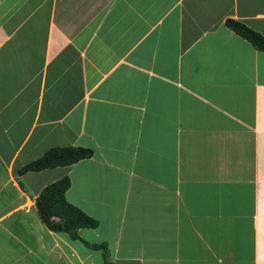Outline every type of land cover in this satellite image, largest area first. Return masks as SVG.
Here are the masks:
<instances>
[{
  "label": "crops",
  "instance_id": "obj_1",
  "mask_svg": "<svg viewBox=\"0 0 264 264\" xmlns=\"http://www.w3.org/2000/svg\"><path fill=\"white\" fill-rule=\"evenodd\" d=\"M228 20L264 36V0H0V264L6 234L27 264H264V53ZM64 178L76 239L36 206Z\"/></svg>",
  "mask_w": 264,
  "mask_h": 264
},
{
  "label": "trees",
  "instance_id": "obj_2",
  "mask_svg": "<svg viewBox=\"0 0 264 264\" xmlns=\"http://www.w3.org/2000/svg\"><path fill=\"white\" fill-rule=\"evenodd\" d=\"M228 29L249 42L257 51L264 53V36L237 20L226 22ZM93 152L86 149H53L43 158L34 161L21 170V174L40 172L58 167H67L91 159ZM71 187L69 178L47 186L36 199V206L43 224L52 232L66 233L78 238L82 229H96L98 222L82 210L70 204L66 193Z\"/></svg>",
  "mask_w": 264,
  "mask_h": 264
},
{
  "label": "rangeland",
  "instance_id": "obj_3",
  "mask_svg": "<svg viewBox=\"0 0 264 264\" xmlns=\"http://www.w3.org/2000/svg\"><path fill=\"white\" fill-rule=\"evenodd\" d=\"M86 175L85 176L82 175L83 180H82V183L79 187V190H78L79 193H77V195L79 196L82 194L83 197H87L90 200H94V201L97 199H100L99 201L94 202L92 205L85 206L83 209L90 208V211L95 210V211L99 212L101 215H103L104 207L102 204H99V203L102 202V200H104L107 184H106V182L104 183V181L102 179L101 180L97 179V177H96V179L94 177L86 179ZM8 195H10V194L8 193ZM2 197H3V199L0 196V211L3 208V205H6L7 201L9 200V197H7L6 195L5 196L2 195ZM103 203H104V201H103ZM117 203H118V201L116 199L115 204H117ZM112 214H114V210L112 211ZM8 224L11 226V223H8ZM8 224L6 225V227L8 226ZM22 234H23V231H22ZM7 237H9V235H7V234L3 235L2 243H4V246L6 248L9 247L8 248L9 249L8 254H10L9 262L10 263L14 262V260L10 259L11 254H12L15 258H21V261L19 263H15V264H27V262L25 260L24 249L22 248V245H20L16 242H13V240H12L11 245H13L14 248H11L8 245V242H6ZM14 243H15V245H14ZM23 259H24V261H23Z\"/></svg>",
  "mask_w": 264,
  "mask_h": 264
}]
</instances>
